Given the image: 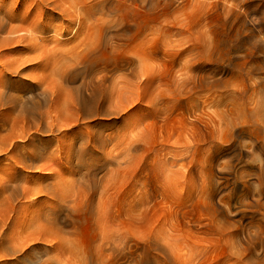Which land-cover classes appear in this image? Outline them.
<instances>
[{"label": "rangeland", "instance_id": "374dc122", "mask_svg": "<svg viewBox=\"0 0 264 264\" xmlns=\"http://www.w3.org/2000/svg\"><path fill=\"white\" fill-rule=\"evenodd\" d=\"M124 4L102 12L133 27L107 50L104 110L47 121L60 129L30 167L0 151L2 237L22 245L36 218L40 249L61 260L76 245L89 264H264V0H136V27ZM93 128L102 151L57 149ZM236 128L263 138L239 159Z\"/></svg>", "mask_w": 264, "mask_h": 264}, {"label": "bare ground", "instance_id": "6f19581e", "mask_svg": "<svg viewBox=\"0 0 264 264\" xmlns=\"http://www.w3.org/2000/svg\"><path fill=\"white\" fill-rule=\"evenodd\" d=\"M116 1L0 0V151H14L16 154L12 159L16 164L30 167L29 158L46 152V146H43L50 139L41 134L49 138L60 129L47 121L53 122L67 113L99 114L104 110L110 82L107 50L111 45L121 43L125 33L133 28H126L123 23L115 27L103 21L102 12L114 10ZM123 1L125 7L126 2H130L127 15L131 18L130 25L136 27L139 14L135 7L132 9L136 0ZM96 13L102 15L101 24L93 21ZM60 65L67 66L64 76L58 69ZM78 77L82 80L80 86L64 87L62 80L68 82ZM13 114L16 115L15 121L11 122L8 115ZM83 131H72L71 140L65 145L60 142L57 149L65 148L68 157L71 154L79 156L83 151L104 149L106 141L102 131L95 128ZM234 132L236 139L231 148L234 159L248 154L249 147L255 149L263 142L260 133L238 128ZM96 133L99 139H96ZM244 138L251 140L250 144L242 142ZM23 141L28 145L21 154L18 149ZM78 141L85 145L77 146ZM262 156L258 170L264 182ZM4 184L11 190L17 189L14 180H7ZM65 186L70 189L71 182L67 181ZM11 222L12 218H0V264H89L76 245V248L69 247L70 256L65 260L43 252L39 246L48 234L36 218L31 219V232L22 245H7L2 234ZM115 259L114 256L104 264H113Z\"/></svg>", "mask_w": 264, "mask_h": 264}]
</instances>
